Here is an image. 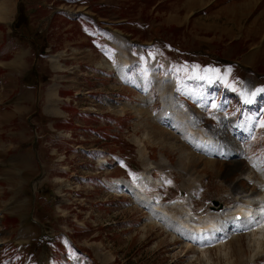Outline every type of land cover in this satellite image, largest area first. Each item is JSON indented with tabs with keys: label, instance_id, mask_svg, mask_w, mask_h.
<instances>
[{
	"label": "rangeland",
	"instance_id": "1",
	"mask_svg": "<svg viewBox=\"0 0 264 264\" xmlns=\"http://www.w3.org/2000/svg\"><path fill=\"white\" fill-rule=\"evenodd\" d=\"M3 6L13 12L0 21V264L50 263L55 234L73 242L54 246L56 263L264 264L258 227L198 252L158 227L124 186L163 205L157 217L167 225L205 218L213 200L234 212L238 192L262 194L243 178L253 171L249 159L264 167V0H0ZM128 59L133 65L122 66ZM161 84L194 105L195 114L183 107L196 131L184 133L179 116L170 119L175 112L163 113L171 104L161 97L163 109ZM52 88L56 116L46 108ZM198 130L236 139L239 156L204 158L191 137ZM184 136L185 145L176 138ZM113 152L124 162L103 164ZM146 161L157 170L144 178ZM161 174L167 182L156 188ZM43 236L42 252L28 256L25 246Z\"/></svg>",
	"mask_w": 264,
	"mask_h": 264
},
{
	"label": "bare ground",
	"instance_id": "2",
	"mask_svg": "<svg viewBox=\"0 0 264 264\" xmlns=\"http://www.w3.org/2000/svg\"><path fill=\"white\" fill-rule=\"evenodd\" d=\"M11 11L13 12V10H11V8H9V6L1 7L0 8V21L5 20L7 18V16L11 15L12 14ZM119 55H120V53H119ZM53 57H51V60H50L51 64H52V58ZM129 61L130 60L128 59V61L126 60V61L122 62V64L125 65ZM53 62H54V65L57 67L58 66L57 61L54 59ZM104 63H105L104 67L109 69V65L107 64V62L104 61ZM119 64H121V63L119 62ZM131 65H132V62L130 64H126V66H131ZM119 73H121V72L119 71ZM153 78H154V76H153ZM54 86L59 87V85H55V84L52 85L51 87H54ZM168 86H170V85L169 84L168 85L161 84V86H160V89H161L160 97H162V99L165 100L166 103H169V105L171 104L170 108H167L169 110L171 109V107L173 108V109L170 110L171 111V115L174 114L173 112H175V114L171 118L170 117L169 118L176 120L175 119L176 116H179L177 118H178V120H180V123H181V125L184 128L183 129L184 133H185V131L188 128H191L193 131H196L197 127L195 126V128H196V130H195L193 125H199V124H194V122H190L187 119L188 115H189V111H191V110L185 112V110L183 109V106L181 105V103L177 99L176 94H175V97L172 98L173 90L167 91V87ZM157 89H158V87H157ZM158 92H159V90H158ZM47 93H48V91H47ZM147 97H148V99L152 100V105H154V99L152 97H149V96H147ZM56 99L58 101L57 90L52 88V92L47 96V101H46L47 107L46 108L48 110V114L54 115V116H56L55 114L58 112V108H59V107L56 108ZM162 99H161V101H162ZM162 103H163V101H162ZM169 105H167V106H169ZM164 108H165V104H164ZM47 110H46V113H47ZM166 113H167V111H164V114H166ZM194 114H195V112H194ZM197 117L198 116H196L195 119H197ZM158 118L159 117H157V119ZM157 119H156V121H157ZM195 119H194V121H195ZM178 128L180 130H182L181 126L178 127ZM201 130H203V129H201ZM201 130L199 131L200 139H201V136L204 135V132H202ZM176 138H177V140H179V142H181L184 145L188 143V140L186 139V136L180 137V138L176 137ZM229 140L230 139H228V138L225 139V143H226L225 145L227 147L226 148L227 151H231L232 152V153L229 152V154L235 153L236 156H239V152L237 150H234V151L232 150V145H235V144L231 143ZM207 150L209 151V153H206L204 155L205 156L204 158L209 159V160H215V156L220 151V149L217 148L214 145L209 146V148H207ZM223 152H224L223 150L220 151L221 156H223L222 155ZM141 153L143 154V150H142ZM148 160L151 161L149 158H148ZM145 167H146L145 168L146 169V171H145L146 176L145 177L143 176V177L147 178L149 173H151V171L156 169V167H154L153 164L148 163V161L145 162ZM248 168L250 169V171L251 170H253V171L251 173H248L243 178V180L255 185L256 186V191L258 193H260V190H261L262 194L261 195H256L255 192H248V191L238 192L236 194V200H235L236 207L238 208V211L232 212L230 209H226V207H225V210L223 211V213L222 212H221L222 214L216 213L214 215L215 216V221L211 222L209 224L207 222H209L211 220V218L208 217V216H209L210 213H214V212H207L205 218L195 217L194 219H188V220H183V219L181 220L180 219L179 221L176 222V225L163 224V222H162L163 219L161 217H157V213H159L157 211L161 210L163 205H157L155 203V201H152V199L147 198L146 195L142 191H140V193H139L138 191H136L134 188H132L127 183H125L124 186L126 188H128L129 191H131L133 193V196L136 197V201H138V202L140 201V205L141 206H138L137 203L132 199L134 201V203L138 207H140L142 209H145L148 212H150V214H152L155 222L157 221L158 227H162L163 228L165 226L168 229V231L171 234H173V236L174 235H178L177 237L175 236L177 239H179V238L180 239H185L187 241L186 242L187 246L196 247L198 251H202L203 250V251L208 252L209 249H211L213 247L214 248H219V247L227 245L225 243V239L228 238L231 241V240H233L235 238V237H232L234 235H238V236L240 235L241 236L242 234H250V233L253 232L252 229L256 228V227H258L257 230L260 231L259 232L260 235L258 237H256L257 243L259 241H261L262 238H264V177H262V174L259 173V170L260 169L262 170V167H261V165H259L256 162H250V163H248ZM258 174H259L260 177H258ZM188 175H190V174H188ZM141 178H142V176H141ZM198 181L200 182L199 183V185H200L199 188H200L202 184H201L200 180H198ZM148 182H150V179H148ZM149 184H151V183H149ZM152 184L154 185V183H152ZM160 184H161V181H160V183H156V188ZM118 185L123 189L124 186L122 187L120 184H118ZM123 191H125V190L123 189ZM131 192H124V193H128L129 195H132ZM157 197H159V196L157 195ZM195 197L192 195V200ZM188 204H189V206L191 208H193L194 207V200L190 203L189 199H188ZM169 205L172 208H175V207L179 206L178 204H175V203H171ZM237 214H241L242 215V220H240V221L236 220V215ZM207 218H209V221H208ZM231 222L238 223L239 228L237 226H235ZM231 226L236 227L238 229V231H231L230 228H229ZM194 229L196 230L197 233L193 232ZM201 229H204V231H205L204 235L200 234L201 233ZM221 232L224 235H222ZM235 233H237V234H235ZM209 234H211L212 237H210ZM224 236H226V237H224ZM242 236H245V235H242ZM259 247H260V245H259ZM260 251H261V247L258 248V250H255L254 257L258 256Z\"/></svg>",
	"mask_w": 264,
	"mask_h": 264
},
{
	"label": "trees",
	"instance_id": "3",
	"mask_svg": "<svg viewBox=\"0 0 264 264\" xmlns=\"http://www.w3.org/2000/svg\"><path fill=\"white\" fill-rule=\"evenodd\" d=\"M62 241L64 242V245H67V246L69 245V243H68L65 239L59 237V238L56 240V242H55V248H56V249H60V248H62V246H63V245H62ZM78 256H79V255H78ZM80 257H81V256H79V260H80ZM57 258H58V257H57ZM57 258H56V259H57ZM81 258H82V257H81ZM58 263H59V264H65V261L59 260V261H57V263H55V264H58ZM21 264H24V263L22 262Z\"/></svg>",
	"mask_w": 264,
	"mask_h": 264
},
{
	"label": "water",
	"instance_id": "4",
	"mask_svg": "<svg viewBox=\"0 0 264 264\" xmlns=\"http://www.w3.org/2000/svg\"><path fill=\"white\" fill-rule=\"evenodd\" d=\"M213 205L215 206V210H217V211L223 210V205L220 204L219 202H213Z\"/></svg>",
	"mask_w": 264,
	"mask_h": 264
},
{
	"label": "crops",
	"instance_id": "5",
	"mask_svg": "<svg viewBox=\"0 0 264 264\" xmlns=\"http://www.w3.org/2000/svg\"><path fill=\"white\" fill-rule=\"evenodd\" d=\"M5 40H7V35H6V37H5ZM6 48H8V47L5 46L4 49H6ZM23 52H26V53H27L26 50H23ZM22 56L25 57V56H27V54H26V55H22ZM20 60H21V57L16 58V61L20 62ZM2 68H3V67H2ZM5 68H9V67L6 66ZM4 70H6V69H4ZM6 71H8V70H6Z\"/></svg>",
	"mask_w": 264,
	"mask_h": 264
}]
</instances>
